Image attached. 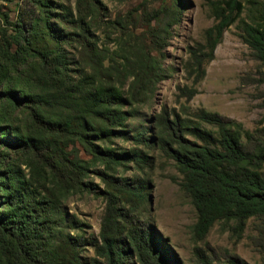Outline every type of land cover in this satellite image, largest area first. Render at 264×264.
Instances as JSON below:
<instances>
[{
	"label": "trees",
	"instance_id": "16d2710c",
	"mask_svg": "<svg viewBox=\"0 0 264 264\" xmlns=\"http://www.w3.org/2000/svg\"><path fill=\"white\" fill-rule=\"evenodd\" d=\"M222 3L227 8L214 4L215 13L220 14L206 30L204 44L189 48L186 70L193 85L180 89L186 102L197 94L195 86L214 60L224 33L243 12L238 0ZM83 5L104 15L96 0H77L78 15L74 18L70 13L62 20L71 29L67 34L56 36L49 21L34 18L28 24L18 22L12 40L6 32L1 36L0 146L20 153L30 172L24 175L13 164L0 169V264H81L84 246L94 249L90 264H182L141 217L147 184L139 178L115 176L126 162L146 166L148 157L136 148L120 153L108 145L115 138H126V122L136 112L132 107L146 103L165 79L160 63L169 29H157L147 48L136 44V34L122 33L118 63L101 49ZM175 16L171 15V27L176 24ZM97 19L105 30L114 26ZM237 28L242 41L264 65V5L251 11L250 22L239 20ZM45 37L50 43L76 44L82 66L77 80L68 76L63 54L41 47ZM24 51L39 62L31 77L22 71ZM115 76L132 79L127 99ZM6 103L28 110L29 127L4 126L11 123L2 114ZM127 103L130 111L123 110ZM184 115L171 119L164 111L157 116L153 137L137 133L133 140L156 146L175 161L183 179L181 189L197 214L195 235L205 237L219 222H234L243 230L249 219L257 221L253 244L264 264V125L245 130L235 120L205 109L192 117ZM77 143L91 159L80 157ZM69 146L73 149L67 150ZM97 165L104 171L91 170ZM90 172L106 185L107 205L99 235L86 238L83 233H71L84 232V224L68 220L64 203L74 194L93 191Z\"/></svg>",
	"mask_w": 264,
	"mask_h": 264
},
{
	"label": "rangeland",
	"instance_id": "374dc122",
	"mask_svg": "<svg viewBox=\"0 0 264 264\" xmlns=\"http://www.w3.org/2000/svg\"><path fill=\"white\" fill-rule=\"evenodd\" d=\"M96 1L97 6L103 7L102 17L90 5L86 8L83 5V12L88 14L87 21L95 30L101 49L105 50L108 58H114L118 63L121 61L118 43L122 35L125 36L122 33L136 34V44L147 48L157 29H169L168 45L162 50L160 63L165 79L157 84L146 103L132 107L136 112L126 122L125 130L129 133L126 138H115L108 143L120 153L136 148L148 157L144 167L139 168L137 164L126 162L125 166L118 167L115 172L116 177L130 180L139 178L147 184L146 199L141 209L142 219L151 224L166 246L179 256L182 264H241L234 258L244 264H263L262 255L253 244V237L258 235V223L253 218L247 221L243 230L238 229L234 222H219L205 237L195 235L193 226L197 222V214L191 199L181 189L183 179L175 161L156 146L146 147L135 142L133 135L146 133V137H153L157 116L164 111L172 119L174 115L184 117L187 114L192 117L196 111L205 109L233 119L249 131L264 125V65L242 41L237 28L239 20L250 22L251 11L263 7L264 0H238L244 7L243 12L239 20L224 33L222 42L216 48L214 60L206 66L204 78L195 86L197 94L189 102L180 96V89L193 85L192 79L187 78L186 70L190 59L189 48L204 44L206 30L216 24V16L220 14L215 13L214 4L221 3L227 8L222 3L227 0ZM70 13L74 18L78 15L77 0H0V50L2 33L6 32L11 39L15 35L14 26L20 21L28 24L30 19L42 18L49 21L54 35L69 33L70 27L64 25L62 20L67 19ZM175 14L176 24L171 27V15ZM97 17L114 26L105 30ZM45 40L46 44L41 43V47L63 54L68 76L77 80L82 66L79 64L76 44L50 43L46 37ZM22 60L26 63L22 66L25 77L35 75L39 68L38 60L25 51ZM131 81L115 76V83L123 89L126 99ZM27 87L29 89L30 86ZM2 109L3 116L11 118V123L4 125L7 129L29 127L30 116L26 108L17 109L6 103ZM123 110L130 111L128 103ZM187 139L192 140L190 137ZM75 147L81 158L91 159L78 143ZM71 149L73 146L67 148ZM22 162V156L15 149L0 146L1 170L13 164L20 168L22 174L29 175L30 169ZM91 170L104 171V168L97 165ZM88 180L93 182L91 193L74 194L64 203L68 220L84 224V232L72 230L71 233H83L86 238L99 235L107 205L103 196L106 185L102 179L90 172ZM94 256L92 247L81 248V264H90Z\"/></svg>",
	"mask_w": 264,
	"mask_h": 264
}]
</instances>
